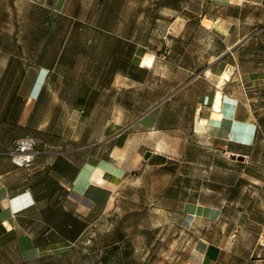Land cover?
<instances>
[{"label": "rangeland", "instance_id": "rangeland-1", "mask_svg": "<svg viewBox=\"0 0 264 264\" xmlns=\"http://www.w3.org/2000/svg\"><path fill=\"white\" fill-rule=\"evenodd\" d=\"M214 22L221 30L209 28ZM138 48L155 58L144 72L135 66ZM211 59L214 73L232 71L222 93L240 98L241 118L252 114L254 126L231 138L196 130L198 117L210 119L211 102L201 98L212 87L203 74ZM152 62L146 55L143 65ZM42 65L50 68L46 81L54 70L77 86L102 71L108 110L122 104L125 122L184 85L161 104L167 131L158 147L166 160L127 171L108 210L92 211L90 223H76L68 234L70 242L27 264H198L197 250L207 244H223L245 264H264V0H0L7 143L31 134L16 120ZM51 119L62 141L69 118ZM90 121L71 145L95 142ZM248 132V145L240 144Z\"/></svg>", "mask_w": 264, "mask_h": 264}, {"label": "crops", "instance_id": "crops-1", "mask_svg": "<svg viewBox=\"0 0 264 264\" xmlns=\"http://www.w3.org/2000/svg\"><path fill=\"white\" fill-rule=\"evenodd\" d=\"M215 24L209 28L221 30ZM243 40L244 37L236 40V44ZM146 55L153 57L151 66L143 65ZM215 60L211 59L203 72L212 87L201 98L203 102H211L209 120L214 126L209 125V120L203 126L226 139L231 138L236 129H250L254 125L250 123L251 113L240 117L242 101L237 96L222 93L220 111H214L220 76L228 71L231 80L232 74L228 67L219 74L214 73L211 68ZM154 61L152 54L137 49L135 66L139 71L151 68ZM45 67L40 66L38 76L30 82L16 120L18 125L31 131V134L22 136L30 135L37 140L41 153L32 167H19L12 162L8 151L17 138L13 143L5 142L4 132L9 123L0 119V260L19 259L25 264L32 261L37 263L45 252L57 249L61 243L70 242L68 234L76 231V223H90L89 214L92 211L101 214L108 210L113 202V194L127 171L150 163H162L168 157L158 147L162 135L167 131L161 125L165 115L161 104L184 84L125 122L122 104L113 113L108 110L107 82L106 77L102 81V71L99 70L97 81L77 86L68 84L54 70L46 81ZM132 77L134 81L142 80L139 75ZM113 84L117 98V77ZM223 84L220 85L221 89ZM40 100H50L51 107H39ZM42 116L68 117L63 128L66 138L61 141L58 134L54 135L52 132L58 131L55 120H45ZM87 121H90L89 125L94 124V130L98 132L95 142L71 145L73 143L69 139L77 138L75 133L81 132ZM250 137L251 132H248L245 141L239 143L248 145ZM191 205L200 206L196 203ZM197 253L200 257L198 264H245L241 258L232 257L223 244L203 245Z\"/></svg>", "mask_w": 264, "mask_h": 264}, {"label": "built area", "instance_id": "built-area-1", "mask_svg": "<svg viewBox=\"0 0 264 264\" xmlns=\"http://www.w3.org/2000/svg\"><path fill=\"white\" fill-rule=\"evenodd\" d=\"M37 140L30 135L19 137L8 151L12 162L19 167H32L40 154Z\"/></svg>", "mask_w": 264, "mask_h": 264}, {"label": "bare ground", "instance_id": "bare-ground-1", "mask_svg": "<svg viewBox=\"0 0 264 264\" xmlns=\"http://www.w3.org/2000/svg\"><path fill=\"white\" fill-rule=\"evenodd\" d=\"M229 79H230V76H229L228 71L223 72L222 75L220 76L219 82L217 83L218 90L216 92L215 99H214V106H213L214 111H220L221 102L223 98L221 87L219 85H222ZM204 124H207V121L201 117H198L197 128L200 129Z\"/></svg>", "mask_w": 264, "mask_h": 264}, {"label": "water", "instance_id": "water-1", "mask_svg": "<svg viewBox=\"0 0 264 264\" xmlns=\"http://www.w3.org/2000/svg\"><path fill=\"white\" fill-rule=\"evenodd\" d=\"M245 39H246V38H245ZM238 44H239V43H238ZM236 45H237V44H236ZM236 45H235V46H236Z\"/></svg>", "mask_w": 264, "mask_h": 264}]
</instances>
